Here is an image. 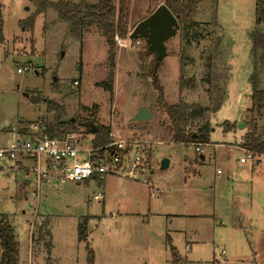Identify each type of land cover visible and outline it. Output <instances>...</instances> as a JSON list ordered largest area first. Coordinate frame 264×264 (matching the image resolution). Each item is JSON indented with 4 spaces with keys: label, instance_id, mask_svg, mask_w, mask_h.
<instances>
[{
    "label": "rangeland",
    "instance_id": "1",
    "mask_svg": "<svg viewBox=\"0 0 264 264\" xmlns=\"http://www.w3.org/2000/svg\"><path fill=\"white\" fill-rule=\"evenodd\" d=\"M0 3V144L9 146L19 125L45 119L46 126L60 121L61 134L82 136L80 148H92L90 123L106 125L111 143L121 140L125 150L118 173L79 183L49 180L36 196L30 177L0 161V215L14 229L19 264H88L89 251L93 264H170L171 247L177 264H264V154L240 162L251 106L255 0L204 1L194 15L200 37L187 45L177 31L165 41L167 55L156 72L167 104L210 108L222 96L204 116L210 132L202 152L174 141L149 76L155 55L144 40L124 48L114 39L111 65L107 42L94 27L80 39L66 37L65 23L48 8L29 28L38 0ZM153 6L131 0L127 33L118 37L126 41ZM257 28L264 32V24ZM208 56L221 78L218 88L206 80ZM261 78L264 87V70ZM141 107L151 117L131 120ZM256 119L264 138V110Z\"/></svg>",
    "mask_w": 264,
    "mask_h": 264
},
{
    "label": "trees",
    "instance_id": "2",
    "mask_svg": "<svg viewBox=\"0 0 264 264\" xmlns=\"http://www.w3.org/2000/svg\"><path fill=\"white\" fill-rule=\"evenodd\" d=\"M40 2L34 14L28 19V27H32L35 16L50 8L57 13L59 21H63L66 27V37L80 39L92 27L101 34L108 45V59L113 65L114 59V36L123 37L127 33V15L131 0H95L88 2L87 0H38ZM154 6L150 8L145 17L149 15L158 5L164 4L177 18L179 23V32L183 41L188 45L192 41H196L200 35L197 33V23L194 20V15L199 5L204 1H211L215 6L218 0H152ZM0 3V42L3 41V18ZM144 17V18H145ZM143 19V18H141ZM140 19V20H141ZM138 20L136 23H138ZM264 24V0H255L254 4V25L255 27L249 34L250 38V58L252 61V72L250 74L251 83V106L247 109L248 131L243 136L244 148L253 151L257 155L264 154V138L259 134L257 127L256 116H260L264 110V87L262 86V73L264 70V32L260 31L257 26ZM147 47V45H146ZM167 55V54H166ZM154 62L156 60L154 59ZM158 64L149 71V76L152 79L151 85L157 92V103L161 106L164 113L170 121L172 134L175 142H185L196 144H208L210 126L208 120L204 116L209 111H215L221 101V97L209 108L198 103H187L179 101L175 104H167L164 99L163 88L159 83L156 68ZM212 61L207 57L206 65V80H213L214 87L218 88L216 82H220L219 74L214 73L211 69ZM213 77H212V76ZM183 77V76H181ZM212 77V79H211ZM112 75H110V80ZM181 84L182 80H181ZM107 90H110L109 86ZM35 101L34 97H31ZM57 108V107H55ZM54 110L49 105L47 110ZM91 116L96 114V106L91 109ZM69 124L72 125L70 122ZM61 122L56 120L54 124L47 126V132L52 133L58 131V126ZM193 127V128H191ZM93 135L91 140L92 148H101L109 145L112 140L110 137V128L106 125L90 123L86 130ZM108 149H112L110 146ZM125 153V150L119 152L120 157ZM85 228L80 227L78 238L85 237ZM48 231H44V234ZM50 253L51 242L43 243ZM18 240L14 234L13 227L0 215V264H19ZM87 263L93 264V252L89 251L87 255ZM178 255L176 249L171 247L170 264H177ZM47 264H50L47 262Z\"/></svg>",
    "mask_w": 264,
    "mask_h": 264
},
{
    "label": "built area",
    "instance_id": "3",
    "mask_svg": "<svg viewBox=\"0 0 264 264\" xmlns=\"http://www.w3.org/2000/svg\"><path fill=\"white\" fill-rule=\"evenodd\" d=\"M114 39L116 45L124 48L138 46L142 41L140 38H128L124 41L118 35H115ZM77 84L76 80L72 82V85ZM82 140V136L77 137L75 132L61 134L54 130L49 133L45 119H39L16 129L15 138L9 146L0 145V161L14 163L16 170L30 177V184L35 187L32 195L35 196L39 186L45 181L79 183L90 178L101 180L107 174H116L122 170L119 152L124 146L121 140L111 143L112 149H105L104 152H101V148H80ZM202 145L196 144V151L202 152ZM242 149L245 156L240 158V162L259 161V155L247 148ZM129 176L136 177L135 174Z\"/></svg>",
    "mask_w": 264,
    "mask_h": 264
},
{
    "label": "water",
    "instance_id": "4",
    "mask_svg": "<svg viewBox=\"0 0 264 264\" xmlns=\"http://www.w3.org/2000/svg\"><path fill=\"white\" fill-rule=\"evenodd\" d=\"M179 30L177 18L166 5H158L149 15L141 19L131 30L129 38L144 40L149 52L155 55L158 64L167 54L165 41L173 37ZM151 112L146 107H141L131 120H144L151 117ZM244 125V124H243ZM168 160L161 161V167L166 168Z\"/></svg>",
    "mask_w": 264,
    "mask_h": 264
},
{
    "label": "crops",
    "instance_id": "5",
    "mask_svg": "<svg viewBox=\"0 0 264 264\" xmlns=\"http://www.w3.org/2000/svg\"><path fill=\"white\" fill-rule=\"evenodd\" d=\"M146 13H147V11H146ZM144 17H145V16H144ZM144 17H143V18H144ZM135 113H136V112H135ZM20 127H21V125H19V126L17 127V129H20ZM0 145H1V144H0ZM18 171H20V170H18ZM90 179H95V180H96L97 178H90ZM87 180H88V179H87ZM97 180H98V179H97ZM51 181H53V180H51ZM85 181H86V180H85ZM45 182H46V181H45Z\"/></svg>",
    "mask_w": 264,
    "mask_h": 264
}]
</instances>
